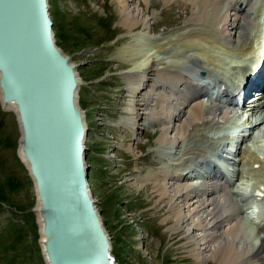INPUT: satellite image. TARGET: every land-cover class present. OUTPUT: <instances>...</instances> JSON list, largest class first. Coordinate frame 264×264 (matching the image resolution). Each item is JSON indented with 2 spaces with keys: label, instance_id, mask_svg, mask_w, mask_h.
I'll use <instances>...</instances> for the list:
<instances>
[{
  "label": "bare ground",
  "instance_id": "1",
  "mask_svg": "<svg viewBox=\"0 0 264 264\" xmlns=\"http://www.w3.org/2000/svg\"><path fill=\"white\" fill-rule=\"evenodd\" d=\"M115 1L121 25L129 30L123 37L129 40L116 49L112 60L128 66L125 72L127 93L131 97L128 99V108L136 111L120 124L127 126L136 139L148 127L145 118L150 119L149 125L153 124L160 129L157 153L161 165L156 172L151 170L146 176L143 174L136 179L134 185L141 190H145L148 183L152 185L150 191L155 195L156 203L163 212L166 211L163 222L167 229L175 239L181 234L182 240L179 239L178 243L188 246V253L198 264H208L209 260L216 264H264V242L256 248L254 227L242 223L244 212L239 209L235 194L224 186L223 175L217 174L216 180L211 179L206 185L198 187L199 182H194L192 176L184 173L183 169L168 163L162 164L165 162L162 156L164 151H169L164 154L166 156L173 152L177 156L181 149L184 150L183 157L185 156L183 164L191 159L205 160V148L213 146L206 135L214 128L216 115L220 113L222 118L229 115L226 110L214 108L216 105H212L210 101L207 103L201 100V95L208 88L199 86L192 74L205 70V65L195 58H187L186 54L191 52L212 64H216L219 57L231 58V52L227 49H233L236 56L250 55L255 51L261 36V42H264L263 28L261 29V15L264 10L254 7L255 0ZM173 3L189 10L187 14L190 16L185 24L190 28H186L187 31L181 37L179 35V38L159 39L154 36L155 30L152 26V22L158 17L156 8ZM152 4L155 9L150 14L149 8ZM252 11L255 13L254 20L251 17ZM149 30H152V35ZM160 58H171L165 63L169 66L159 68L157 60ZM186 63L189 66L184 67ZM148 69L153 70L148 72ZM254 73L249 70L252 77L255 76ZM263 73L264 71L258 73L253 81L245 82L243 92L251 88L244 96H247L246 105L251 115L246 112L239 117L259 118L260 125L264 121L261 109L264 108V101H260L264 99ZM246 74L248 64L244 66V75ZM210 76L209 72L208 77ZM136 86L138 87L135 88ZM253 91H257L261 98L256 104H249ZM259 131L263 132L260 129ZM244 153L245 149H238L236 156L234 155L237 162ZM247 157L248 165H253L250 161L260 162L257 156ZM243 159L245 160V156ZM178 161L179 159L177 163ZM236 161L229 171L238 181L241 177V161ZM263 174L264 170L261 168L249 173L248 177L251 175L258 183H262L260 179L264 178ZM248 236L253 237V240ZM44 238L46 239L45 236Z\"/></svg>",
  "mask_w": 264,
  "mask_h": 264
},
{
  "label": "rangeland",
  "instance_id": "2",
  "mask_svg": "<svg viewBox=\"0 0 264 264\" xmlns=\"http://www.w3.org/2000/svg\"><path fill=\"white\" fill-rule=\"evenodd\" d=\"M260 3L261 0H255L254 7H259ZM50 5L57 45L79 66L78 71L84 80L80 102L87 112L91 130L86 144L90 186L112 237L117 262L198 264L188 253V246L178 243L179 239L182 240L181 234L175 239L167 229L163 222L166 211L163 212L156 203L155 195L150 191L152 185H145V190L134 185L136 179L143 174L146 176L151 170L156 172L161 165L157 153L160 129L149 125L150 119L145 118L143 120L148 127L136 139L127 126L120 124L136 111L128 108V99L131 98L125 79L128 66L112 60L116 49L129 40L123 37L129 30L121 25L117 2L50 0ZM154 9L152 4L149 13H153ZM156 9L158 17L152 22L155 37L164 40L179 38L190 28L185 24L190 16L188 9L176 3L160 5ZM251 17L255 19L254 11ZM151 31L148 32L151 34ZM169 60L158 59L159 68L169 66L165 65ZM249 99V104H256L258 92L253 91ZM261 130L264 132V122ZM239 132L227 136V142L232 143ZM19 137L14 114H4L0 107V264H45L38 244L35 219L30 215L36 204L34 186L16 155ZM262 143L264 138L257 142L258 145ZM183 152V149L179 150L177 156L174 152L167 156L164 155L166 151L162 152L165 159L162 164H175L177 159L178 163H183ZM244 156L245 160H242ZM246 157L245 154L239 156L243 164H240L242 173L237 182L242 187L250 171L244 164L248 159ZM248 237L253 240V237ZM208 264L216 263L209 260Z\"/></svg>",
  "mask_w": 264,
  "mask_h": 264
},
{
  "label": "water",
  "instance_id": "3",
  "mask_svg": "<svg viewBox=\"0 0 264 264\" xmlns=\"http://www.w3.org/2000/svg\"><path fill=\"white\" fill-rule=\"evenodd\" d=\"M50 10V0H0V107L17 121L44 263L119 264L89 185L84 80Z\"/></svg>",
  "mask_w": 264,
  "mask_h": 264
},
{
  "label": "trees",
  "instance_id": "4",
  "mask_svg": "<svg viewBox=\"0 0 264 264\" xmlns=\"http://www.w3.org/2000/svg\"><path fill=\"white\" fill-rule=\"evenodd\" d=\"M30 215H32V217L34 218V215L31 213V211H30ZM35 219V218H34ZM34 226H35V228H36V235L38 236V234H37V226H36V224H35V220H34ZM38 238V237H37ZM37 238H36V240H37ZM114 255H115V253H114ZM116 256V255H115Z\"/></svg>",
  "mask_w": 264,
  "mask_h": 264
}]
</instances>
